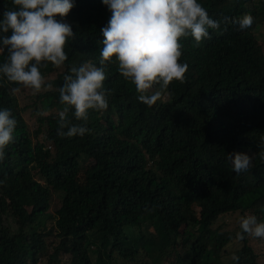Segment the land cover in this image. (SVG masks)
Returning a JSON list of instances; mask_svg holds the SVG:
<instances>
[{
    "label": "trees",
    "instance_id": "trees-1",
    "mask_svg": "<svg viewBox=\"0 0 264 264\" xmlns=\"http://www.w3.org/2000/svg\"><path fill=\"white\" fill-rule=\"evenodd\" d=\"M198 2L214 20L251 14L254 23L221 24L199 45L181 38L185 80L166 91L156 85L163 98L152 107L118 62L106 61L108 108L90 110L87 121L67 114L90 129L83 137L58 135L59 88L72 66H101L111 17L103 0H72L70 13L56 18L75 37L62 67L40 66L50 89L0 80V110L17 120L0 161V264H264V238H236L242 217L264 222V4ZM12 9L13 0H0V22ZM27 90L33 103L23 106ZM234 152L252 157L247 172H233Z\"/></svg>",
    "mask_w": 264,
    "mask_h": 264
},
{
    "label": "clouds",
    "instance_id": "clouds-1",
    "mask_svg": "<svg viewBox=\"0 0 264 264\" xmlns=\"http://www.w3.org/2000/svg\"><path fill=\"white\" fill-rule=\"evenodd\" d=\"M260 1L264 4V0ZM103 3L111 17L102 29L101 66L91 62L72 66L70 74L64 77L65 82L59 88L60 102L65 105L59 113L61 137H83L90 132L67 118L71 109L75 110L76 120L87 121L90 110L108 108L104 85L108 84L111 68L104 69L106 61L115 59L117 70L135 86L138 100L152 107L163 98L161 90L153 91L156 85L166 91L172 82L185 80L189 66L180 62L181 38L190 35L199 45L211 38L209 29L218 31L221 24H238L244 30L254 23L251 14L214 20L198 0H103ZM13 4L14 9L5 11L0 22L3 33L12 32L10 37L0 36L3 44L0 53L7 50L6 61L0 64V80L23 85L34 93L48 90L52 85L46 84L40 66L50 62L60 68L68 60L65 49L75 32L71 25L56 18L70 13L74 7L72 0H13ZM96 39L99 46L102 37L98 33ZM19 91L18 87L13 89ZM16 127L12 113L0 110V161L5 158V148L13 142ZM259 157L264 160V151ZM228 160L236 174L247 172L252 164V157L244 153H230ZM240 228L242 231L236 234L239 240L245 238L244 234L264 238V222H258L254 215L242 217ZM232 259L238 261L239 257L233 255Z\"/></svg>",
    "mask_w": 264,
    "mask_h": 264
},
{
    "label": "rangeland",
    "instance_id": "rangeland-1",
    "mask_svg": "<svg viewBox=\"0 0 264 264\" xmlns=\"http://www.w3.org/2000/svg\"><path fill=\"white\" fill-rule=\"evenodd\" d=\"M258 34H259V36H262L264 33L258 31ZM28 96L31 97V94H30V92H28V90L22 93V98H23L22 103H23V106L26 105V104L33 103V100L32 99H28L29 98ZM25 116H26L27 119L29 118V111L26 112ZM231 217L232 218H229V217L225 218L226 220L224 221V224L227 225V226H229V227H231L232 222L235 221V218L237 216H231ZM235 247L236 246L234 244H231L229 246L230 251L234 250ZM262 250L264 251V248H262Z\"/></svg>",
    "mask_w": 264,
    "mask_h": 264
}]
</instances>
